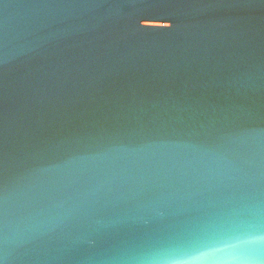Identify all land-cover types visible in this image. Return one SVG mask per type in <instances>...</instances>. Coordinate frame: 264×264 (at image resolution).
Wrapping results in <instances>:
<instances>
[{
	"label": "water",
	"instance_id": "obj_1",
	"mask_svg": "<svg viewBox=\"0 0 264 264\" xmlns=\"http://www.w3.org/2000/svg\"><path fill=\"white\" fill-rule=\"evenodd\" d=\"M264 126V0H0V186L158 129Z\"/></svg>",
	"mask_w": 264,
	"mask_h": 264
},
{
	"label": "clouds",
	"instance_id": "obj_2",
	"mask_svg": "<svg viewBox=\"0 0 264 264\" xmlns=\"http://www.w3.org/2000/svg\"><path fill=\"white\" fill-rule=\"evenodd\" d=\"M0 264H264V126L25 160L0 186Z\"/></svg>",
	"mask_w": 264,
	"mask_h": 264
}]
</instances>
